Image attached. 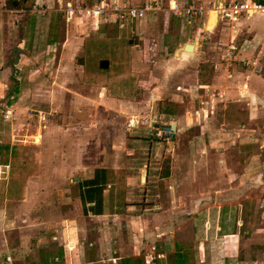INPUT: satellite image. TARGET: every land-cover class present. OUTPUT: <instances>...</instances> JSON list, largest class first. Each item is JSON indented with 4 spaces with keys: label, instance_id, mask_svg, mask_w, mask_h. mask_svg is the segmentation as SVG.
Listing matches in <instances>:
<instances>
[{
    "label": "crops",
    "instance_id": "crops-1",
    "mask_svg": "<svg viewBox=\"0 0 264 264\" xmlns=\"http://www.w3.org/2000/svg\"><path fill=\"white\" fill-rule=\"evenodd\" d=\"M103 1L111 3L113 0ZM116 1L135 8L149 6L152 10L148 11L143 18L127 19L133 23V27L129 33H124L120 30L127 20L119 21L114 13L110 12L94 17L77 13L69 16L66 12L68 6L89 7L94 3V0H0V51H2V46L5 45L9 34L11 37L14 34L12 33L14 29H16L18 36H21L20 41H17L18 48H15L17 54L18 52L24 54L23 50L19 49L24 46L27 51L39 50L43 39L48 41V43L46 42L47 46L57 45L59 42H50L53 38H49L52 34V25H55L56 15L62 16L66 20V24L74 23L76 28L80 26L81 37L66 38L63 48L64 46H74L78 50L77 54L81 51L82 56L85 42L90 38L91 31L98 32L113 28L117 30L118 34L125 36L123 38L118 35L114 40L109 39L117 45L113 48L114 54L112 55L117 69L113 75H110L109 81H106L108 78L106 74H96L95 84L90 82L89 86L101 90L99 100L87 103L102 105L104 102H111L114 107L121 105L126 108L128 116L132 118L129 120L130 129L126 136L133 137L134 142L143 146L158 145L159 149H155L150 154L153 157L161 155L164 145L161 139H155L150 137V134H146L153 130L155 124L154 112L152 113L151 110L156 109L165 99L174 104L178 103L176 99L180 96L182 98L183 95L192 94L191 87L196 86L198 96L193 99V105L196 103L197 106L196 109L193 107L194 110L191 112L190 108L186 115L176 112L174 114L172 111L167 114L163 113V115H166L164 119L169 121L171 130L176 131V134L187 135L195 127H199V132L196 134L190 132V150L187 152H178L177 148H172L173 164L171 163L170 168L165 169L164 173H162V168L157 171L155 173L156 178L151 173V164L148 159H145L141 169V173L144 169L146 171L145 180L142 179V176L140 179V184L144 185L145 189L143 200L146 203L154 204L147 206V210H144L151 215L149 213L135 214L134 211L137 208L132 206L129 199L131 189L128 185L125 187L124 183L121 184L122 187L117 186L119 183L117 184L115 181L112 183V180L113 174L117 175V172H124L129 162L127 158L133 157V151L136 150L131 148L115 149L114 140L116 139L111 138V136L108 138L111 147L108 145L106 149H97L104 128H98V126L93 128L97 125V121H92L89 127L90 138L83 139L80 133L79 145L81 148H71L70 150L71 155L68 156L70 160L67 162L64 171H67V175H69V181L66 182L68 186L63 190L61 189L55 201L62 210L57 209L58 217L50 221L48 228L44 230L46 233L50 229L54 230L57 236H52V239L56 243L46 247L49 249H47V255L50 256L49 261L40 263L120 264L122 259L143 258L145 264H174V255L179 250L182 253H187L188 259L191 258V264L229 263V258L225 256L218 260L214 259V253L219 250L207 249L211 242L217 240L209 241L207 245L204 242L202 243L203 246L197 247V249L192 245L193 250L187 249L186 251L184 250L185 247L182 245L181 247L178 242L175 241L172 247L167 244V241L175 231L173 228L175 221H192L193 225L200 226L197 233L206 237L211 231L212 219L223 222L221 224L222 231L227 229L230 220L242 221L243 219L244 213L238 214L236 211L232 214L229 206L233 204L229 200L233 199L232 195L237 196L234 189L239 191V194L241 193L239 190L241 186L237 187L235 180L243 185V181L247 178L248 165L242 164L245 152L247 158L248 151L264 150V141L259 144L261 139L253 136L255 131L251 130L253 133L251 134L247 130L249 124L255 122L253 120L255 116H259L264 110V79L260 78L261 80H259L256 71L264 53V16L243 17L236 24L231 25L217 19L215 12L208 13L203 17L189 19L175 16L171 11L174 4L184 7L191 3L227 4L241 0ZM261 1L264 2V0ZM22 19L24 22L21 28L19 22ZM9 26L13 29H9ZM103 35L104 33H101L99 37L107 39ZM188 44L193 45V51L185 49ZM0 54V73L4 75L7 73L10 64L6 62L8 58L2 57L1 52ZM16 57L18 59V56ZM103 61L108 62L107 68H109V59H100L99 68L107 69L101 67ZM123 62L126 68L122 66ZM211 66L215 70L212 82L199 84L200 73H203L206 67ZM184 68H187V72ZM83 71L87 76H94L85 72L84 65ZM100 74L105 77L103 86H98L96 83L97 75ZM177 76L180 79L178 83L173 85ZM188 77L191 78L192 82L190 87H186V81H189ZM194 79L196 80L195 85ZM21 85L19 84L20 93L25 83ZM200 91H212L211 96L206 100H201ZM137 92L142 93L141 97L136 94ZM85 100L90 99L85 97ZM1 103L2 106H9L6 101ZM14 104L16 103L12 105L14 106ZM220 107L225 111L223 114L217 115L216 111ZM147 109L152 120H148V126H144L145 122L140 121L139 117H141V110L146 111ZM4 115L3 113L2 117ZM124 117L123 114L122 116L118 115L116 120L121 123ZM10 119L8 118V120ZM39 119L42 122L46 117L40 116ZM10 122L12 123V120ZM232 124L238 125L231 127ZM68 130L69 128L66 129V131ZM79 131L82 130L79 129ZM121 131L124 132V129L121 128ZM1 135V144L10 145L11 148L17 147L18 151L19 145L25 146L23 145L26 143L24 140L13 141L12 137L18 136L14 133L8 136L9 139H3ZM30 137L36 139L35 135L27 136V138ZM72 140L76 141L75 139ZM129 143L128 146L133 147L132 142ZM233 143L239 145L241 149L239 152L242 160L240 162L235 161L238 163L239 169H236L237 165L232 166L227 161V156L230 154L228 149ZM93 146L95 147L92 148ZM171 152L170 150L169 153ZM232 153L234 154L231 157L238 156L241 158L238 152ZM121 156L125 159L120 162L117 160L118 163L116 164L115 157ZM187 159L189 160L184 164V160ZM190 160L192 161L191 164ZM11 163L12 161L8 159L5 166H2H9L10 168L12 167ZM245 164L248 163L245 162ZM123 176L118 178V182L123 181ZM155 180H159L160 185H168L166 188L168 191L166 199L168 200L166 202H164V196L160 198V189L155 190V188H159ZM9 181L8 177V186ZM91 181L93 182L91 183ZM69 182L71 183L69 184ZM96 183L99 188L103 189L102 196L89 197L88 188L94 187ZM27 184L34 185L31 182ZM25 188L27 191L30 186ZM72 189H76L74 196L71 193ZM26 193H29V190ZM173 194L174 198H172ZM8 195L11 198L7 197V201L20 205L15 213V219L22 215L23 209H32L38 201L36 192H33L31 197H26L22 193L19 200L17 197H12L11 191L8 192ZM184 199H187L186 203L183 202ZM97 200H100L98 206L95 205ZM214 201L215 203H213ZM216 204L219 206V211L215 215L212 211L216 208ZM245 219L247 218L245 217ZM22 220L26 221L27 219L22 218ZM38 234V237L48 238V235H40L42 234L40 232ZM21 236L23 240H21V246L15 255L23 254L26 259L29 250L26 251L24 248H27L26 245L29 242L26 241L27 239L25 240V236ZM154 242L156 243L153 244ZM39 243L42 242L39 241ZM75 251L80 253V257L74 262L70 255ZM37 253H40L41 261L45 260L42 247ZM203 255H207L210 259L207 261ZM39 260L36 264L39 263ZM31 262L34 261L31 260Z\"/></svg>",
    "mask_w": 264,
    "mask_h": 264
},
{
    "label": "rangeland",
    "instance_id": "rangeland-1",
    "mask_svg": "<svg viewBox=\"0 0 264 264\" xmlns=\"http://www.w3.org/2000/svg\"><path fill=\"white\" fill-rule=\"evenodd\" d=\"M22 20L19 22V27L21 28L24 22V20ZM54 22L55 25H52V34L49 38H53L50 42H59L57 45L47 46L46 42L48 43V41L43 39L41 46L38 48L39 50L27 51L24 46L19 48L23 50L24 54L22 55L21 52L17 54L15 48H18L17 41H20L21 36H18L16 29H14V32H12L14 34L12 37L9 34L4 45L5 47L2 46V51H0L2 57L5 56L8 58L6 62L10 64L6 74L4 73L3 75L0 73V134H2L1 136H3V139H9L8 136L14 133L18 136L12 137L13 141L20 142L24 140V142H26L23 143L25 146H18L19 151L17 150L13 156H9L8 159L12 161V167H4L5 164L2 163L3 161L0 163V264H36L39 257V263H46L49 261L50 256L47 255L48 248L46 247L56 243V241L52 239V236H57V234L53 229H50L47 233L44 230L48 228L50 221L58 217L59 214L57 213V209L62 210L61 207L56 205L55 201L61 189L63 190L68 186L66 182L69 181V175H67V171H64L67 162L70 160L68 157L71 155L70 150L71 148H81V145H79V134H82L83 139L89 137V127L92 121H97V125L93 128H96V126H98V128H104L102 137L100 136L101 142L97 149H106L111 143L108 140L111 136V138L116 139L114 140L115 149L125 150L131 148L132 150H136L133 151V157L127 158L129 162L124 172H117V175L113 174L112 180V183L113 181L117 184L119 183L117 186H121V184L124 183L125 187L128 185L131 189L132 192H130L131 197L129 199L132 206L137 208V210L134 211L135 214L149 213L147 211L144 212V210L147 206L154 204L146 203L143 200L145 189L144 185L140 184V179L142 176L141 169L143 168L142 166L143 163H145V159H148V162L151 164V173L154 178H156L155 173L157 171H160L162 168V173H164V170L170 168L171 163L173 164L172 153L174 147L177 148L178 152H187L190 150V132L192 131L191 133L194 134L199 132V127H195L189 131L187 135L176 134V131L171 130L169 121L164 119L166 115H163L166 109L171 110L174 114L176 112L177 114L182 113L184 115H186V112L189 111L190 108L191 112L196 109L197 106L196 103H194L195 106L193 105V99L195 97L197 98L198 95L196 92L197 89H195L196 86H193L191 87L192 94L183 95L182 98L180 96L176 99L178 103L174 104L165 99L156 109L151 110L152 113L154 112L153 120L155 124L153 130L146 134H150V137H154L155 139H161L164 145L161 155L151 157V152L155 151V149H159L158 145H153V147L150 145L143 146L140 143L134 142L132 140L133 137L130 138V136H126L130 129L129 120L132 119L128 116L126 108L121 105H116L114 107V104H111V102H104L102 105L87 103L94 102V100L97 99L99 100L101 90L97 87L90 88L91 86H89L90 82L95 84L96 74H106L108 76L106 81H109L111 79L110 75H113L117 69L112 59V55L114 54L113 48L117 47V45L109 39L114 40L118 35L123 38L125 36L118 34L117 30L113 28L98 32L91 31L90 38L85 42L83 57L81 51L77 54L78 50H76L74 46H64L63 48L66 38L81 37L80 26L76 28L74 23L66 24V20L59 15H56ZM132 27L133 23L127 20L120 31L129 33ZM10 28L13 29V27L9 26V29ZM101 33H104L103 36L108 40L100 38L99 34ZM16 56H18V59ZM15 59H17V61H15ZM100 59H109V68L100 69ZM260 60L259 67L256 69L259 80H261L260 78L264 79V53ZM83 65L85 72L94 76H87L83 71ZM122 66L126 68L124 62ZM186 69L187 68H184L185 72H187ZM214 71L213 66L206 67L203 73H200L198 77L199 84L211 83L213 80L212 77L215 75ZM101 74L99 76L97 75L98 79L96 83L98 86H103V84H105V77L101 76ZM178 76L173 85L178 83L180 79ZM188 78L189 83L186 81V87H190V83H192L191 78ZM14 81L20 85L25 83L24 88L22 87L23 90L20 94L18 93V95H15L13 93L10 98H7L6 96L10 90H14V92L15 89L18 92L21 90L20 86H14ZM194 81L195 85L196 80L194 79ZM211 92L212 91H200L201 100L208 99L209 96H211ZM136 94L139 97L142 95V93L138 92ZM85 97L90 100H85ZM13 98H16L13 102L16 103L14 106L11 103L8 104L9 106L1 105V102L6 101L8 103V100ZM193 107L194 109H192ZM7 109L9 112L6 111ZM227 110L229 111V109ZM144 111L145 110H141L142 113L140 114L141 117H139V120L145 122L144 126H148V120H152L150 118L151 114H149L148 109ZM224 111L225 110L220 107L216 113L217 115L223 114ZM3 113L8 117L5 115V118L2 117ZM122 114L125 117L120 123L116 120V116H122ZM40 116L46 117V119L41 122L39 119ZM8 118H11L10 120H12V123ZM253 120H255V122H251L247 130L250 131L251 134H253L252 131H255L253 136L261 139V141H259L260 144L264 141V110H262L259 116H255ZM40 123H42V126H40ZM237 125L238 124H236V126ZM236 126L232 124L231 127ZM68 128L69 130L66 131ZM71 128L73 129L71 130ZM121 128L124 129V132L121 131ZM79 129L83 132H80ZM159 133H161V135H159L160 137L158 136ZM146 134L145 136H147ZM30 135H35L36 139L35 137L27 138V136L29 137ZM129 142H132L133 147L128 146V144H130ZM94 147L95 146L92 148ZM170 150L172 151L171 153H169ZM240 150V146L234 143L228 149V153H230L227 156L228 164L232 166L237 165L236 169H239L237 162L242 160L241 153L239 152ZM144 152H146V154H144ZM232 152H238L241 158L239 157V159L238 156L231 157V155L234 154ZM244 156L245 158L242 160V164L248 165L247 178L243 181V185H240V182L235 180L237 187L241 186L239 189L241 193L239 194V191L234 189L235 192H237V196L232 195L233 199H230L229 202L233 205H228L232 214L236 211L238 214H245L242 215V221L230 220L227 224L228 227L226 226L227 229L222 231L221 224L223 222L214 221V219H212L211 231L209 236L207 235L206 237L197 233L200 226L196 224L193 225L192 221H175L173 222L175 231L167 241L169 246L173 247L176 241L180 246H184V250L186 251L187 249L193 250L192 245L197 249V247H202V243L204 242H206L205 244L207 245V242L217 240L216 242H211V244L207 246L208 250H219L214 253V259L218 260L225 256L229 258V263L225 264H264V150H251L247 152V158L246 152ZM122 157L123 156L115 157V161L118 160L120 162L122 159H125ZM132 158L135 159L131 160ZM2 159L5 160V157ZM188 160L189 159L184 160V164H186ZM189 162L190 164L192 163L191 160ZM245 162L248 164H245ZM122 176L123 181L118 182V178ZM8 177L10 179L9 186L7 184ZM155 181L159 187L155 188V190L160 189V198L164 196V202H166V200H168L166 199L168 196V191L166 189L168 185H160L159 180ZM28 182L34 183V185H28ZM71 182H69V184ZM29 186L30 188L27 189L29 193H26L25 187ZM10 191L13 194L12 197H17L18 200L22 197V193L23 195L25 194L26 197H31L33 192H36V194H38L37 204L34 205L32 209H23L22 215L15 219V213L18 211L20 205L7 201L8 199L6 198L10 197L8 195ZM71 193L73 196L76 195V189H72ZM173 196L174 194L172 198H174ZM183 202L186 203L187 199H184ZM213 203H215V201ZM215 206L216 208L213 210L216 211V213H214V211L212 212L216 215L218 214L219 206L218 204ZM79 211L82 212L81 210ZM149 214L151 215V213ZM245 217L247 219H245ZM22 218L27 220L23 221ZM1 231H3V233H1ZM39 232L42 233L40 235H48V238H44L43 236H39V238ZM21 235L25 236V240L27 239L26 241L29 242V244L26 245L27 248L23 247L26 251L29 250L26 259L23 254L20 256L15 255L17 249L21 246V240H23ZM39 241L42 243H39ZM155 243L156 242L153 244ZM57 245L59 244L57 243ZM41 247L45 253V260L43 261H41L42 257L40 253H37ZM224 249L225 251H223ZM176 253L184 254L185 264H191V258L188 259L187 253H182L180 250ZM70 256L75 262L79 259L80 253L75 251L71 253ZM203 258L207 261L210 259L207 255ZM31 260L34 262H31ZM176 263L177 261L174 260V264Z\"/></svg>",
    "mask_w": 264,
    "mask_h": 264
},
{
    "label": "built area",
    "instance_id": "built-area-1",
    "mask_svg": "<svg viewBox=\"0 0 264 264\" xmlns=\"http://www.w3.org/2000/svg\"><path fill=\"white\" fill-rule=\"evenodd\" d=\"M150 10H152V8L149 6L135 8L127 4L119 3L116 0L111 1V3L104 2L103 0H94V3L89 7L75 5L66 8V12L69 16L77 13L97 17L111 12L116 14L119 21L143 18ZM171 11L175 16H184L189 19L193 17H203L210 12H215L217 19L234 25L243 17H252L255 15L264 16V2L261 0H241L227 4H214L211 2L207 4L191 3L184 7L174 4L171 7ZM5 116L8 117L7 115ZM159 135H161V133H159L158 136Z\"/></svg>",
    "mask_w": 264,
    "mask_h": 264
},
{
    "label": "trees",
    "instance_id": "trees-1",
    "mask_svg": "<svg viewBox=\"0 0 264 264\" xmlns=\"http://www.w3.org/2000/svg\"><path fill=\"white\" fill-rule=\"evenodd\" d=\"M14 82H15L14 86H16V85L19 86V84L16 81H14ZM16 91H17L16 89H15V92H14V90H10L6 97L10 98L11 94L14 93L15 95L16 94L18 95V93H20V92H18V91L16 92ZM15 100H16V98L8 100V104H10V103L13 104V102ZM169 111H171V110L166 109L164 111V113H168ZM16 150H17V147H12L11 148L10 145H5V144H1L0 143V161H3L2 163L6 164L8 162V158H9L10 153L13 156L14 153L16 152ZM3 157H5V160L2 159ZM4 161H6V163H4ZM92 182L93 181H91V183ZM98 184H100V183H98ZM94 185H95L94 187L90 186L88 188L89 190H88L87 193H88L89 197L100 196V195L102 196L103 189L99 188L97 183L94 184ZM101 185H103V184H101ZM96 203H95L96 206L100 205V200H97ZM174 259L177 261L176 264H185V262H184V259H185L184 254H178L177 253V254L174 255ZM121 264H145V261H144L143 258H137V259H129V258H127V259H122L121 260Z\"/></svg>",
    "mask_w": 264,
    "mask_h": 264
},
{
    "label": "water",
    "instance_id": "water-1",
    "mask_svg": "<svg viewBox=\"0 0 264 264\" xmlns=\"http://www.w3.org/2000/svg\"><path fill=\"white\" fill-rule=\"evenodd\" d=\"M193 45L192 44H188L186 47H185V49L187 50V51H193ZM108 62L107 61H103V62H101V67L102 68H107L108 67ZM174 126V125H173ZM145 175H146V171H145V169L143 170V172H142V179L143 180H145Z\"/></svg>",
    "mask_w": 264,
    "mask_h": 264
},
{
    "label": "bare ground",
    "instance_id": "bare-ground-1",
    "mask_svg": "<svg viewBox=\"0 0 264 264\" xmlns=\"http://www.w3.org/2000/svg\"><path fill=\"white\" fill-rule=\"evenodd\" d=\"M211 13V12H210Z\"/></svg>",
    "mask_w": 264,
    "mask_h": 264
}]
</instances>
